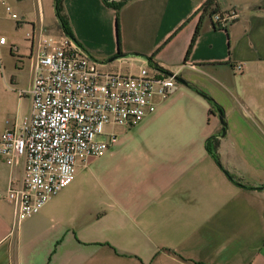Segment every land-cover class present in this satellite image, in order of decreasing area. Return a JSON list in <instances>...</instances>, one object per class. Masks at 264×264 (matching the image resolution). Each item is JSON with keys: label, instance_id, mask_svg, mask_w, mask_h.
<instances>
[{"label": "crops", "instance_id": "obj_1", "mask_svg": "<svg viewBox=\"0 0 264 264\" xmlns=\"http://www.w3.org/2000/svg\"><path fill=\"white\" fill-rule=\"evenodd\" d=\"M205 1L63 0L101 69L154 63L187 82L155 95L138 124L113 126L116 141L30 216L16 222L0 196V264H264V0H215L238 14L226 26L202 14ZM61 32L54 0H0V132L29 113L18 91L31 84L40 34ZM205 94L223 109V135ZM23 161L0 155V193Z\"/></svg>", "mask_w": 264, "mask_h": 264}, {"label": "built area", "instance_id": "obj_2", "mask_svg": "<svg viewBox=\"0 0 264 264\" xmlns=\"http://www.w3.org/2000/svg\"><path fill=\"white\" fill-rule=\"evenodd\" d=\"M11 16L17 14L6 5ZM234 9L214 16L219 26L237 17ZM6 41L0 36V44ZM237 61L234 68L243 69ZM177 71L146 65L137 72L103 70L97 59L64 31L40 34L28 94L29 113L0 132V155L9 164L21 158L23 174L0 196L13 205L15 221L38 211L69 184L79 161L102 155L116 141L115 125L131 127L156 108L177 86ZM105 125L109 129L105 130Z\"/></svg>", "mask_w": 264, "mask_h": 264}, {"label": "trees", "instance_id": "obj_3", "mask_svg": "<svg viewBox=\"0 0 264 264\" xmlns=\"http://www.w3.org/2000/svg\"><path fill=\"white\" fill-rule=\"evenodd\" d=\"M108 5L115 7L116 9H119L121 7V5L124 3L125 0H104ZM54 6H55V11H56V15L58 18V23L60 25V27L62 28V30L67 33L68 35L72 36L74 38V35L72 33L70 24H69V19H68V15L65 11L64 8V4H63V0H54ZM224 11H221L215 0H206L203 5H202V14L203 13H209L212 15H215L217 13H223ZM226 12V11H225ZM216 25H219V22L216 21ZM116 28H117V35L119 37V23H118V16L116 18ZM200 30L199 25H197L194 34L190 40L189 46L187 48L186 51V58H187V54L190 52L192 45L196 39V36L198 35ZM122 52L120 50H118L117 54H121ZM149 60H152L151 56H148ZM152 65H155L154 63H152ZM159 67V66H157ZM160 68V67H159ZM161 69V68H160ZM208 99L212 102V105L214 106L215 109H217L218 111H221L223 113V109L222 107L216 103L210 96H208L207 94H205ZM210 111H213L212 109H210Z\"/></svg>", "mask_w": 264, "mask_h": 264}, {"label": "water", "instance_id": "obj_4", "mask_svg": "<svg viewBox=\"0 0 264 264\" xmlns=\"http://www.w3.org/2000/svg\"><path fill=\"white\" fill-rule=\"evenodd\" d=\"M118 55H120V54H116V56H118ZM176 78H177V80L178 81H180V82H183V83H186L187 81H186V79L185 78H183L182 76H180V75H176ZM219 118H220V121H221V123H222V131H221V135H223L224 133H225V120L223 119V113L221 112V111H219Z\"/></svg>", "mask_w": 264, "mask_h": 264}, {"label": "rangeland", "instance_id": "obj_5", "mask_svg": "<svg viewBox=\"0 0 264 264\" xmlns=\"http://www.w3.org/2000/svg\"><path fill=\"white\" fill-rule=\"evenodd\" d=\"M109 125H105V130H108L109 129Z\"/></svg>", "mask_w": 264, "mask_h": 264}]
</instances>
